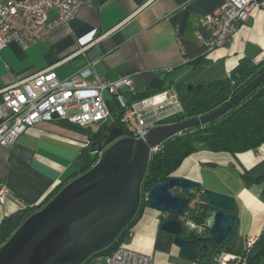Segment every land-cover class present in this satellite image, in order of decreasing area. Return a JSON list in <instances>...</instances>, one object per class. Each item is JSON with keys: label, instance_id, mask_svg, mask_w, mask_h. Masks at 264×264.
<instances>
[{"label": "crops", "instance_id": "1", "mask_svg": "<svg viewBox=\"0 0 264 264\" xmlns=\"http://www.w3.org/2000/svg\"><path fill=\"white\" fill-rule=\"evenodd\" d=\"M220 3H83L76 17L47 39L26 49L11 42L0 50V89L50 67L60 80L68 79L88 64L98 78L129 77L135 93H142L158 79L176 85L226 78L243 61L253 64L264 60V6L252 10L230 43L206 51L196 39L197 34H209L199 25L200 18ZM125 92H121L123 99L129 95ZM106 99L108 106L117 107L112 97ZM97 128L55 119L28 128L11 146L0 148V186L9 190L0 203V223L18 210L37 205L57 184L72 180L74 159L91 142ZM171 176L234 199L236 248H246V239L259 237L264 226V143L240 153L211 152L200 147ZM169 217L145 207L128 232L125 246L148 255L152 264H197L196 260L178 256L173 235L160 229Z\"/></svg>", "mask_w": 264, "mask_h": 264}, {"label": "water", "instance_id": "2", "mask_svg": "<svg viewBox=\"0 0 264 264\" xmlns=\"http://www.w3.org/2000/svg\"><path fill=\"white\" fill-rule=\"evenodd\" d=\"M264 82V71L215 112L180 123L149 129L139 139L123 136L120 128L109 131L92 151L98 160L86 172L70 180L39 210L30 214L0 246V264H84L117 240L135 218L141 201V184L149 157L162 141L192 127L207 124L228 111ZM201 86V84H197ZM192 84L175 85L182 100ZM197 182L170 176L147 192V206L170 217L160 229L173 235L181 258L195 261L205 245L184 237L177 217L192 203L195 210L213 209L207 219L212 242L222 244L235 223L232 197L202 190L205 203L195 201ZM199 207V208H198ZM232 253V249H227Z\"/></svg>", "mask_w": 264, "mask_h": 264}, {"label": "built area", "instance_id": "3", "mask_svg": "<svg viewBox=\"0 0 264 264\" xmlns=\"http://www.w3.org/2000/svg\"><path fill=\"white\" fill-rule=\"evenodd\" d=\"M90 1L0 0V50L11 42L26 49L47 39L76 17L81 4ZM261 6L264 0H221L218 7L200 18L199 25L209 34L206 37L197 34L196 39L206 51L225 46L250 18L252 10ZM90 67L88 64L64 80L50 67L0 89V148L11 146L28 128L55 119L98 127L111 118L112 111L125 105L121 92L135 93L129 77L98 78ZM106 96L112 97L117 107L108 106ZM180 111L179 96L165 90L130 104L120 121L131 127L133 138L139 139L149 129L168 125L162 122ZM8 194V188L0 186V203ZM188 216L185 211L177 217L184 229L195 237L205 236L207 222L198 223ZM256 239L253 236L245 240L247 250ZM84 264H152V258L121 245L110 253L91 256ZM217 264H246V261L233 252H221Z\"/></svg>", "mask_w": 264, "mask_h": 264}, {"label": "trees", "instance_id": "4", "mask_svg": "<svg viewBox=\"0 0 264 264\" xmlns=\"http://www.w3.org/2000/svg\"><path fill=\"white\" fill-rule=\"evenodd\" d=\"M264 71V60L258 63L241 62L228 77L217 79L208 83H194L188 90L187 97L182 100L175 85L165 81L155 80L152 85L142 93H129L125 99V105L111 112V118L101 123L91 142L84 146L81 152L74 159V174L71 179L90 170L98 160V153L92 151V143L99 141L107 131L120 128L123 136L133 137L134 133L128 124L120 121V117L126 113V108L133 102L151 97L165 90L174 91L180 98L181 111L165 121L162 124H175L182 121L197 118L205 114L215 112L216 109L224 105L228 99L235 96L244 86L255 79L259 73ZM201 84V86H197ZM125 94H128L125 92ZM264 143V82L257 86L239 103L233 106L228 113L221 117L204 124L183 131L178 136L171 137L159 145V147L149 154L147 172L142 179L141 201L138 211L131 223L122 231L121 234L106 250L98 254H107L118 246L125 245L128 239V232L135 222V219L141 215V212L147 205L146 193L156 184L164 182L179 167L182 161L191 155V153L203 147L211 152L240 153L246 150H255ZM67 183V182H65ZM65 184L59 183L53 187L43 197L37 205L31 208H24L16 211L12 215L6 216L0 223V246L6 242L9 236L24 222V220L36 210L41 209ZM195 201L205 203L201 198L200 185L193 190ZM199 208V207H198ZM187 211L192 220L203 223L211 215L213 209L207 205L195 210L192 204H189L183 212ZM236 207L232 211L235 216ZM236 218V217H235ZM237 221L224 242L216 245L212 242L209 231L203 237H195L193 234L183 233L184 237L197 239L205 248H200V254L195 263L197 264H217V258L221 252H227L232 249L234 254L242 256L246 264H264V226L254 245L247 250L246 248H236L235 239L237 236Z\"/></svg>", "mask_w": 264, "mask_h": 264}, {"label": "rangeland", "instance_id": "5", "mask_svg": "<svg viewBox=\"0 0 264 264\" xmlns=\"http://www.w3.org/2000/svg\"><path fill=\"white\" fill-rule=\"evenodd\" d=\"M190 204H192V203H190ZM184 233H185V234L188 233L187 230H185Z\"/></svg>", "mask_w": 264, "mask_h": 264}]
</instances>
